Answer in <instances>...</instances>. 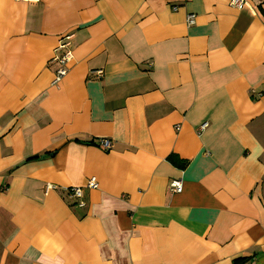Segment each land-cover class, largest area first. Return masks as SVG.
Returning <instances> with one entry per match:
<instances>
[{"label": "crops", "instance_id": "1", "mask_svg": "<svg viewBox=\"0 0 264 264\" xmlns=\"http://www.w3.org/2000/svg\"><path fill=\"white\" fill-rule=\"evenodd\" d=\"M229 2L0 0V264H264V0Z\"/></svg>", "mask_w": 264, "mask_h": 264}, {"label": "built area", "instance_id": "2", "mask_svg": "<svg viewBox=\"0 0 264 264\" xmlns=\"http://www.w3.org/2000/svg\"><path fill=\"white\" fill-rule=\"evenodd\" d=\"M229 5H231L230 6L231 8H234L238 11L244 10L248 7L246 0H230ZM173 10H175V8ZM193 20H194L193 15L187 16L186 17V25L191 26L193 24ZM69 39H70V37H66V38H64V41L67 42ZM65 47H67V44L60 42L59 48L64 50ZM70 59H71V54L69 51L65 55H63L62 57L56 59V62L58 63V68L55 71V78H54L53 83H52L53 86H58V84L61 82L62 78L66 75V73H67L66 65L68 64ZM97 75L99 77H102V72L98 71ZM206 128H207V124H203L199 128V131H203ZM95 144L98 148H100L103 151H108V150H110V147H111V142L109 140H106V139L97 140L95 142ZM87 188L88 189H96L97 188L96 180L94 178L88 180ZM52 189H53L52 185H47L45 187L46 193L51 191ZM169 189H170V192L173 194L180 193L182 191L181 182H179V181L170 182ZM73 196L77 199H81L82 198V191L79 188L73 189ZM79 205L81 206L82 204L79 203Z\"/></svg>", "mask_w": 264, "mask_h": 264}, {"label": "trees", "instance_id": "3", "mask_svg": "<svg viewBox=\"0 0 264 264\" xmlns=\"http://www.w3.org/2000/svg\"><path fill=\"white\" fill-rule=\"evenodd\" d=\"M40 157H34V158H31V159H29V161L30 160H37V159H39ZM167 161L170 163V164H172V165H175V166H177L178 168H180V169H184L185 167H186V165H187V162H180L179 160H177L174 156H169L168 158H167ZM239 260H237L236 262H238Z\"/></svg>", "mask_w": 264, "mask_h": 264}]
</instances>
